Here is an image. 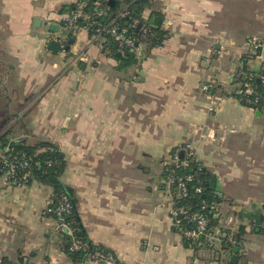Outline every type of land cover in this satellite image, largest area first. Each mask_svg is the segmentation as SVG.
I'll use <instances>...</instances> for the list:
<instances>
[{"label":"crops","instance_id":"1","mask_svg":"<svg viewBox=\"0 0 264 264\" xmlns=\"http://www.w3.org/2000/svg\"><path fill=\"white\" fill-rule=\"evenodd\" d=\"M137 1L141 26L166 36L122 64L84 30L48 48L71 0H0V133L57 147L89 241L120 263L230 264L219 243L186 247L173 229L164 169L189 144L219 198L217 229L245 228L237 264H264V233L252 232L264 226V105L236 97L239 77L264 67L243 55L264 36V0ZM51 199L37 180L0 175V262L73 264Z\"/></svg>","mask_w":264,"mask_h":264},{"label":"built area","instance_id":"2","mask_svg":"<svg viewBox=\"0 0 264 264\" xmlns=\"http://www.w3.org/2000/svg\"><path fill=\"white\" fill-rule=\"evenodd\" d=\"M112 0H71L72 6L67 13L58 17L60 32L50 40L59 44V50L64 51L68 40L80 31H87L90 38L94 42L112 43L120 57H126L131 54L137 47L142 44L138 43L131 33V29L136 28L139 24L137 20H132L130 24H123L125 18H129L131 6L135 0H124L125 6L112 13L109 3ZM141 34H147L149 31L146 27L140 26ZM243 55H264V36H252L244 44ZM260 82V88L252 84V79ZM248 82L242 87L240 84L237 90L241 103L252 109H260L264 105V67L258 74L248 75ZM204 90L207 87H203ZM212 110V108H209ZM185 155L184 160L180 161L179 154ZM194 156L189 144H185L181 149L175 150L170 161L165 165L163 185L166 195L169 197L170 216L174 228L180 230V222L182 218L193 224L192 229H182L181 235L189 241H193L202 247H211L215 243L220 244L221 233L218 229L213 232L207 231L209 219L201 214H193L188 216V208L177 207L176 202L187 195L186 183L191 182L193 175H177L175 170L180 167H187L190 164L191 157ZM30 167L29 158L18 156L13 153L12 148L8 145L0 150V175L12 186H26L31 179L28 168ZM203 188L194 187L195 193H202ZM50 206V205H49ZM203 208H207L209 213L215 219L218 217V204L213 202L209 206L202 204ZM71 209L70 203L64 197L56 208L48 207L47 214H53L60 217L64 213H68ZM64 224L59 223L58 230L69 231ZM205 238L206 243H200V239ZM86 248V244L81 241H74L71 250ZM89 261L100 264H122L113 255L94 253Z\"/></svg>","mask_w":264,"mask_h":264},{"label":"trees","instance_id":"3","mask_svg":"<svg viewBox=\"0 0 264 264\" xmlns=\"http://www.w3.org/2000/svg\"><path fill=\"white\" fill-rule=\"evenodd\" d=\"M112 1V5H110L109 3V8L112 13L118 11L120 9L119 5L125 4L126 2L124 0ZM136 4L137 6L139 5L138 1L136 2ZM134 6V4L131 6V17L123 19V24H130L132 20L138 19L139 13L135 10ZM135 30L136 28L131 29V33L135 40L138 43H147L149 44V47L159 46L166 36L165 33L159 29H151L147 34L144 35V37L139 30ZM105 44L108 46L112 57L120 61L122 64H131L133 62L134 56L132 54H128L126 57H120L118 56L116 49L112 43ZM248 80V75H244L243 77H239L238 82H240L243 87L248 82ZM252 84L257 86L258 89L261 87L260 82L255 78L252 79ZM236 97L239 99L238 94L236 95ZM9 136V129H6L2 133H0V150L4 149L8 145L12 148L14 154L18 156H24L27 159L29 158L30 167L28 168V171L30 172L31 179L27 185H29L32 180H37L49 186L52 189V199L49 206L50 208H56L64 197L71 205L70 211L68 213L62 214L60 217H56L53 214H47L48 216L54 218L58 223L64 224L69 228V231L62 230V232L60 233L64 237L63 251L69 257L71 262L73 264H85L87 260H89L90 257L96 252L111 254L107 249L93 245L89 241L76 213V201L73 196V190L65 186L61 182L60 177L65 167V161L63 154L59 152L57 147L48 142L42 141L36 142L33 145H27L24 141L19 140L9 141ZM178 156L180 158V161L184 160L185 158V155L179 154ZM175 173L177 175H193L192 181L186 183L187 195L182 199L177 200L176 206L188 208L189 217H191L195 213L204 215L207 219H209L207 231L213 232L215 229H217V218L214 219L209 213V210L202 207L203 203L209 206L211 203H217V201L219 200L211 185V182L209 181L210 174L197 162L194 156L191 157L190 164L187 167H180L175 170ZM194 187L203 188L202 193H195ZM180 219V230L174 227L173 229L175 232L181 235V228L192 229L193 224L188 222L186 219ZM218 230L221 233L220 249L222 251L225 250L232 253L233 248H238V252L234 254V257L239 259L241 243L243 241V236L245 235V228L239 227L236 232H231L230 230L224 229ZM252 232L264 233V226L263 228H260L258 230L253 228ZM75 240L85 243L86 248L71 250V245ZM182 241L184 246L186 247L206 250L209 252L213 250V246L202 247L193 241L186 240L183 237ZM199 242L202 244L206 243L205 238H201ZM216 253L217 252H215V254ZM0 264L12 263L1 261Z\"/></svg>","mask_w":264,"mask_h":264},{"label":"water","instance_id":"4","mask_svg":"<svg viewBox=\"0 0 264 264\" xmlns=\"http://www.w3.org/2000/svg\"><path fill=\"white\" fill-rule=\"evenodd\" d=\"M112 4H113V1L110 2V5H112ZM156 20H157V19H154L152 22L155 24V23H156ZM140 26H141V23H139V24L136 26V30H135V31H138L139 28H140ZM51 27H52V25H50V28H51ZM70 42H72V41L70 40ZM48 48H49L50 50L54 51V52H58V51H59V44H58L56 41L50 40V41H49V44H48ZM134 62H136V60H134ZM258 114H259V111H258ZM180 155H182V153H181ZM237 252H238V248H233L232 253H233V254H236ZM229 263H230V264H237V258L234 257V256L231 257V259L229 260Z\"/></svg>","mask_w":264,"mask_h":264},{"label":"rangeland","instance_id":"5","mask_svg":"<svg viewBox=\"0 0 264 264\" xmlns=\"http://www.w3.org/2000/svg\"><path fill=\"white\" fill-rule=\"evenodd\" d=\"M120 2H121V1H120ZM121 3H122V2H121ZM134 5L136 6L137 4L134 3ZM124 6H125V4H120V5H119V8L122 9ZM135 6H134V7H135ZM120 9H119V10H120ZM136 50H137V49H136ZM136 50H134L132 53H134ZM132 53H131V54H132Z\"/></svg>","mask_w":264,"mask_h":264}]
</instances>
